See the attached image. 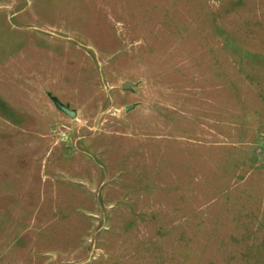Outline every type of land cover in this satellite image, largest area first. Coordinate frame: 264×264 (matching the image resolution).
I'll return each instance as SVG.
<instances>
[{"label": "rangeland", "instance_id": "1", "mask_svg": "<svg viewBox=\"0 0 264 264\" xmlns=\"http://www.w3.org/2000/svg\"><path fill=\"white\" fill-rule=\"evenodd\" d=\"M0 264H264V0H0Z\"/></svg>", "mask_w": 264, "mask_h": 264}, {"label": "water", "instance_id": "2", "mask_svg": "<svg viewBox=\"0 0 264 264\" xmlns=\"http://www.w3.org/2000/svg\"><path fill=\"white\" fill-rule=\"evenodd\" d=\"M135 86L133 82H124L122 84L123 89H132ZM55 104L57 107H59L65 114L69 115L71 118H75L77 116V112L70 107L62 104L59 101H55ZM131 107H128L127 110H129Z\"/></svg>", "mask_w": 264, "mask_h": 264}]
</instances>
